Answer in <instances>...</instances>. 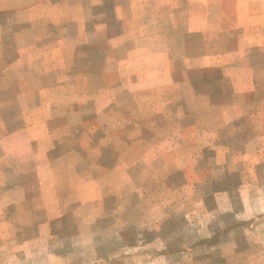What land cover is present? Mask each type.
Masks as SVG:
<instances>
[{"label": "rangeland", "instance_id": "1", "mask_svg": "<svg viewBox=\"0 0 264 264\" xmlns=\"http://www.w3.org/2000/svg\"><path fill=\"white\" fill-rule=\"evenodd\" d=\"M128 1L67 4L70 11L80 12V23L84 18L89 31L80 40L106 49L107 31L111 47H116L109 62L116 68L92 67L80 69V74L98 71L94 75L107 77L111 72L123 81L112 94L117 95L121 126L111 133L95 132L93 138L101 139L105 148L91 149L90 155L102 149L104 160L131 158L134 180L120 184L132 189L114 201L127 209L115 220L101 217L94 238L80 245L19 243L35 238L37 229L26 224L19 231L5 228L0 264H52L45 254L60 247L73 255L66 264H264V4L256 24L204 35L215 30L192 26L196 21L185 0ZM219 4L211 0L205 8L217 14ZM51 6L43 0L36 11L46 14ZM173 6L177 8L170 12ZM125 30L127 35L118 37ZM189 30L193 33L187 34ZM94 53L104 60L108 56L103 50ZM103 77L89 88L103 92ZM23 87L28 89L27 84ZM20 104L23 111L28 101ZM27 118L4 119L22 125ZM109 118L84 122L89 127L113 124ZM37 182L22 181L21 195L28 184L36 189ZM21 207L19 221L30 222L27 204ZM87 213L80 217L86 223L92 218ZM74 223L70 213L65 229L72 233Z\"/></svg>", "mask_w": 264, "mask_h": 264}, {"label": "crops", "instance_id": "2", "mask_svg": "<svg viewBox=\"0 0 264 264\" xmlns=\"http://www.w3.org/2000/svg\"><path fill=\"white\" fill-rule=\"evenodd\" d=\"M42 1L0 0V242H5L3 229L19 231L26 224L37 229V233L33 239H19V243L80 245L94 238L97 227L102 223L101 217L108 215L115 220L114 216L127 209L114 201L119 199V195H126V189H132L123 188L120 184L121 180H125L124 185L134 180L129 168L133 163L131 158L128 157L127 161L114 155L105 161L106 150L102 149H98L100 155L97 150L93 151L96 156L90 155L91 149L104 147L101 139L93 138L95 132L111 133L112 129L121 126L116 117L117 95L112 94L123 81L111 72L107 77L94 75L98 71L80 74V69L116 68L115 63L109 64L116 50V47H111V34L107 36V31H104L109 43L106 49H97L98 43L80 40L82 36L87 37L89 31H86L84 18L80 23V12L70 11L68 0H44L45 4L54 5L46 14L36 11ZM140 1L149 3L152 0ZM174 1L180 2L173 0L172 3ZM185 1L189 4L188 11L193 13L191 19L196 21L192 26L198 30L212 26L215 30L201 32L204 35L227 33L249 22L256 24L264 4V0H242L240 3L238 0H215L220 6L217 14L212 15L205 8L211 0ZM76 3L79 4L78 1ZM176 8L171 7L170 12ZM190 33L193 32L189 30L187 34ZM117 35H127V31H120ZM101 50L108 53L105 60L94 53ZM102 77L103 92L101 88H89L88 84H99ZM26 84L28 89L25 91L23 86ZM22 99L28 101L23 111ZM130 110L132 107L125 108L126 113ZM6 115H22L28 117V122L6 124ZM102 115L111 116L109 121L113 124L107 121L89 127L84 122ZM155 158L157 156L149 162ZM127 162L126 168L118 166ZM26 178L37 179L36 189L28 184L26 193L21 195L20 184ZM36 197H39L40 204ZM72 201L74 204L70 206ZM21 204H27L30 222L19 221ZM87 212L92 214V218L86 223L85 218L80 217ZM70 213L75 221L72 233L64 227ZM58 226L64 230L55 232L53 229ZM45 256L51 258L52 264H66L73 255L60 247ZM82 256L80 253V258ZM77 258L80 259L79 256Z\"/></svg>", "mask_w": 264, "mask_h": 264}]
</instances>
